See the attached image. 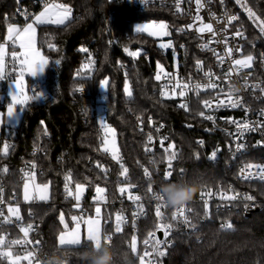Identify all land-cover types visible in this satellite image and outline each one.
<instances>
[{
    "label": "trees",
    "instance_id": "1",
    "mask_svg": "<svg viewBox=\"0 0 264 264\" xmlns=\"http://www.w3.org/2000/svg\"><path fill=\"white\" fill-rule=\"evenodd\" d=\"M39 1L0 0V42L8 24L24 26L42 10L41 5L35 4ZM48 1L66 5L73 12L65 25L41 26L37 30V45L50 59L44 80L47 83L45 95H49V99L25 106L19 128L10 129L14 132L12 141L15 147L3 159L9 168L5 177L8 200L21 204L20 213L27 221H30L28 215L32 214V219L40 224L37 234L32 237L34 243L38 242L39 251L47 258L53 255L60 247L61 215L63 221L71 225L75 214H92V196L96 188L101 187L105 189L106 197L104 237H112L109 242L117 254L116 264H140L143 242L161 222L155 213L157 204L162 206L163 222L172 220L173 208L154 199L160 185L198 180L202 185L198 193L220 185L225 188L233 186L235 190H245L257 198L260 210L245 216L234 207H221L217 212L212 209L210 218L203 220L205 209L195 204L197 232L177 235L174 245L163 256H158V264H264V184L243 182L238 176L241 165L264 162V150L254 147L245 156L234 160L223 152L222 155L217 154L216 162H213L211 153L218 147L225 151L226 140L222 134L213 131L200 115L208 95L165 99L156 90L155 76L162 67L168 70L172 59L170 55L163 54L155 38L136 32L135 26L152 19H174L163 9H138L115 0ZM227 1L231 10L241 14L239 32L245 43L243 53L253 57L252 71L258 78H264V34L259 33L262 31L258 22L245 10L251 8L260 20H264L263 2L242 0L245 7L242 9L236 0ZM19 11L25 14L20 16ZM182 38L190 62L205 61L214 66L212 55L200 53L193 38ZM141 44L145 48L141 49ZM128 48L139 54L135 58L126 56L124 49ZM105 80L108 81L107 88L102 90ZM128 84L131 96L125 91ZM182 103L187 105V110L180 107ZM94 108L106 111V124L116 132L119 162L102 149L103 125L91 117ZM134 116H142L145 121L154 118L157 123L165 125L169 130V140L164 148L171 144L180 149L172 163L169 180L164 179V174L171 150L165 153L162 149V163H149L145 154L147 137L137 130ZM40 149L43 154H33L34 150ZM197 154L200 159L195 158ZM30 163L35 166L36 183L49 185L47 201L39 200L33 204V201L21 199L25 173H21L19 167ZM121 164L128 169L127 180L120 176ZM143 165L153 173L151 179L142 170ZM64 171L71 175L74 186L78 183L85 186L83 209H76L66 198L62 180ZM129 185L134 186L130 192L122 194L119 191ZM129 195L141 197L137 207L130 203ZM139 205H143V211ZM134 211L138 212L136 230H133L134 225L124 222L121 232L117 233L116 215H131ZM222 221H230L233 228L222 229L219 226ZM9 227L0 225V238ZM133 236L139 243V256L131 250ZM91 247L92 244L87 242L77 247H63L62 250L68 256V264H85L79 254ZM13 251L22 254L19 247ZM0 264L11 263L8 257H0Z\"/></svg>",
    "mask_w": 264,
    "mask_h": 264
},
{
    "label": "built area",
    "instance_id": "2",
    "mask_svg": "<svg viewBox=\"0 0 264 264\" xmlns=\"http://www.w3.org/2000/svg\"><path fill=\"white\" fill-rule=\"evenodd\" d=\"M118 2H127L134 8L145 9L148 7H154L158 9L166 10L174 20H169L167 18L161 19H152L148 23L150 24H159L165 23L168 28L167 31L169 35H163V39L171 42V47L167 52H163L164 55H170L172 63L168 65V70L159 71L161 75V80L157 81V92L158 94L165 98L171 99L173 95V88L176 87L177 83L182 86L183 84H188L189 88L184 90L182 87H176L175 93H180L181 90L185 91L184 96H199L201 94L208 95L207 98L203 101V120L212 128L216 133L222 134L226 140L225 151L223 152L229 156L230 159L234 160L240 157L245 156L250 152L254 147H260L264 150V78H258L257 74L252 71L250 68H242L234 65V61L237 59L246 58L244 55L245 43L241 36L235 35L239 28L241 27V14L237 10H231L227 0H201L203 7H200L197 10V5L195 0H181L180 8L181 12L176 10V0H115ZM264 5V0H262ZM51 3L48 0H41L36 2V5H41L42 9ZM24 11H19V15L23 16ZM199 16L202 20H197L196 17ZM235 16L236 19L228 23V17ZM211 23L213 25L214 32L216 33L213 36L212 33L207 31L200 33L198 29L203 26V24ZM192 25L191 28L188 26ZM243 28V27H242ZM144 34L148 35L147 32ZM149 36V35H148ZM189 36L193 38L196 43V48L200 53L211 54L213 59L214 66L211 67L208 63L198 61L190 62L188 59V50L185 44L184 38L181 37ZM151 38H154L153 35H150ZM180 40V41H178ZM181 42V43H179ZM207 44V48L202 47ZM8 48L10 50L15 49V41H10L8 43ZM231 48L232 52L229 55L227 49ZM124 54L130 58H135L129 53L137 52L135 50L127 49ZM222 57L223 59H220ZM4 68L0 69L2 71L4 81H11L17 77V71L15 65L12 63L10 56L3 61ZM252 64V62H251ZM207 65L209 67H207ZM209 74V75H206ZM209 84H215L216 87H208ZM196 85L201 87L196 88ZM47 83L44 81L40 84H33L31 87V93L34 95H39L45 90ZM166 91L167 96H162L161 92ZM231 95L233 100H239L240 103L236 107H232L227 103L228 96ZM205 101H209L210 107L205 106ZM223 101L224 103H221ZM36 102L27 101L25 106H33ZM106 111H100L97 108L90 113L91 117L95 120H98L102 125L101 136H104V125L106 124ZM211 115L212 120H208L205 117ZM135 125L137 130L144 132L147 137V146L146 148H151L152 151H146L145 154L148 157L149 163L155 165L157 163H162L161 153L165 145L169 140V130L163 125L157 123L154 118H149L147 121L142 116H134ZM89 121L88 119L85 120ZM235 121L236 123H233ZM247 122L255 130H241L238 129L237 124ZM158 129V130H157ZM242 132V135H241ZM152 136V141H148V136ZM14 132L9 130V133H3L0 137V188H2V194H0V225L7 224L10 227L4 230L1 234V238L4 240V244L0 245V250L9 251L16 247H19L22 253L31 254L30 263L31 264H43V261L47 259V255L39 251L37 243H34L32 237L34 234H37L40 224L33 220V215L29 214L28 218L30 221H27L26 218L20 213V203L12 202L7 198L6 183L5 177L8 174V165L3 162L4 157L9 153L10 150H13L15 145L12 141ZM163 140L164 144L161 147L160 141ZM244 144L245 147L243 150L237 151L238 144ZM5 148L7 149L5 151ZM172 151V150H171ZM174 151L177 153L180 152L179 148L174 147ZM217 152V151H216ZM43 152L40 150H34L33 154H38ZM196 159H200V155H195ZM176 160V159H175ZM174 160V161H175ZM174 161L172 163H174ZM213 162H216L214 159ZM264 165V162L256 164ZM33 164L21 165L19 171L25 173L26 171L31 173L35 170L32 167ZM246 165H241L238 168V176L243 182H255L259 184H264V181L259 180L258 178H253L251 180H245L241 178V169ZM4 169H7L5 172ZM148 170L149 175L147 178L151 179L153 173L148 168L147 165L142 166V170ZM168 170V164L165 168V172ZM256 170L253 169V172ZM145 172V171H144ZM69 174L63 172V182L64 188L63 192L66 195V198L72 201V204L75 206L76 201L73 197H69L65 190V184L68 183L69 188L73 191L75 186L71 182L66 181V176ZM26 177H23L25 180ZM208 191H211L213 195L211 198L205 196L204 199L201 198V193H197L193 200L185 206L186 209L190 211L186 212L191 224L195 227L186 226L183 222L177 220H171L172 230L169 236L166 238L168 243H161L160 250L166 252L170 249L175 242V237L179 234H191L197 232L196 226V212L193 208L195 204L203 206L205 209V200H207L208 210L205 217L202 219L210 218V212L213 209L214 212H217L221 207H234L236 211L242 212L245 216H250L253 213L260 210L258 199L255 198L252 194L246 192L245 190H235L233 186L227 188L222 185L217 188H212ZM50 192V189L49 191ZM75 194V193H74ZM238 194V199L236 200H226L221 199V195H233ZM134 196V195H132ZM251 196L253 199L248 200L245 197ZM129 197V196H128ZM16 196H13L15 199ZM97 195L92 196V201L96 202L98 199ZM155 199V198H154ZM130 203L137 207L140 201H134L128 198ZM156 200V199H155ZM157 201V200H156ZM38 199L33 200V204H37ZM85 202V195L82 201H80L79 209H83V204ZM159 202V201H158ZM19 208L20 219L17 220L15 216H11L8 209ZM76 207V206H75ZM178 208H173L172 214ZM206 213V210H205ZM120 214V213H119ZM127 223L134 225L133 230H136V221L138 219V212L134 211L131 215L122 214ZM83 212L81 217H83ZM4 217H10L9 221L5 222ZM231 223L230 221H222L219 223V226L222 228L223 224ZM32 225V228L29 230L27 237L24 235V232L21 231L22 228H27L28 225ZM232 224V223H231ZM226 229V228H222ZM159 232L162 233L161 237ZM155 236H148L149 244L146 246L143 242L142 245V254L143 256L145 251L150 253V256L145 257V261L151 260L154 264H158V256L155 251H153L152 245L155 242V239L164 240L163 232L156 230ZM20 241L19 244H13L12 241Z\"/></svg>",
    "mask_w": 264,
    "mask_h": 264
},
{
    "label": "snow or ice",
    "instance_id": "3",
    "mask_svg": "<svg viewBox=\"0 0 264 264\" xmlns=\"http://www.w3.org/2000/svg\"><path fill=\"white\" fill-rule=\"evenodd\" d=\"M237 2H239V0H237ZM180 3L181 0H176V10L177 12H181L182 9L180 8ZM195 3L197 5V10H199L200 7H203V4L201 3V0H195ZM250 18H253L256 22H258V26L260 27L261 31L264 32V20H260V18L258 16H256V13L251 9V8H246L245 9ZM71 15V12L69 9H67L65 6L63 5H49L47 6L44 11H42L39 15H37L35 17V23L37 24H57V25H62L64 24L65 20ZM197 20H201V18L199 16L196 17ZM236 17L235 16H231L228 17V23L231 24V22L233 20H235ZM202 22V20H201ZM189 28L192 27V25L188 26ZM168 26L165 23H159V24H151V25H144V26H137L136 27V31L137 32H148L149 35H153V36H158V35H169L170 33L167 31ZM198 31L200 33H203L205 31L212 33L213 36H215V32L213 29V25L211 23H207V24H203L202 27H200L198 29ZM235 35L237 36H241L242 33L237 31L235 33ZM15 36V39L20 41V48L24 49L25 52L23 53L24 59L22 61V69L26 66L27 71L30 73V75L35 76L37 74V72H43L45 65L48 64V60L45 59L43 56L40 55V53L38 51L35 50L34 47V36H35V28L33 27V24L29 23L27 24V26L23 29V32L21 33L19 31V29L14 28L12 26H10L8 28V39H13V37ZM51 46V45H50ZM161 48H168L171 47V42H169L168 44H164L162 43L160 45ZM202 47L207 48V44L203 45ZM125 51H128L127 49H125ZM227 53L230 55L232 52L231 48H228ZM4 54H5V48L3 45H0V69H2L3 67V58H4ZM132 56H137L139 53L137 52H131L129 53ZM13 57L16 56V53L13 52ZM220 59H223L222 57H220ZM253 60V57L251 55L247 56L244 59H237L234 61V65L242 67V68H250L251 67V62ZM56 63H59V61H56ZM197 64L199 65L200 62L198 61ZM159 67V65H158ZM161 71H163V69H161ZM206 75H209L206 73ZM3 74L2 71H0V80H3ZM155 79L157 81L161 80V75L160 73H157V75L155 76ZM22 81H23V71L21 72V77L20 79L16 80L14 82V86H15V92L11 94V103L8 104L7 106V117H11L15 112L13 109V106L15 104H24L27 102V97H25L24 99H19V96L23 93L24 89L22 87ZM103 85L107 86L108 81L105 80L102 82ZM176 87H182L184 90H187L189 88L188 84H183L182 86L179 84V82L177 83ZM176 87L173 88V94H175V90ZM196 88L201 87L200 85H196ZM208 87H216L215 84H209ZM181 90L179 95L180 96H184L185 95V91ZM125 91L127 93V95L131 96L132 92L126 87ZM264 91V90H262ZM42 95V93H40L39 95H35L32 97L33 99H38L40 96ZM162 96H167L168 93L166 91H162L161 92ZM205 106L206 107H210V103L209 101H205ZM221 103H224L223 101H221ZM227 103L230 104L232 107H236L239 105L240 101L239 100H233L232 96L229 95L228 96V100ZM181 108H184L185 110H187V105L182 103L180 104ZM22 110V109H21ZM201 116L204 115L203 112L200 113ZM208 120H212L213 117L211 115L205 117ZM233 123H236L235 121H233ZM238 129L241 130H255L254 128H252L250 126L249 123L244 122V123H239L237 124ZM158 130V129H157ZM109 132L112 133V135L114 136V130L109 129ZM242 135V132H241ZM152 136L149 135L148 136V141L151 142L152 141ZM105 147L103 148V150L105 152H111L112 154V158L114 160H117L119 162L120 157L118 155V149L116 148L115 145V140H112L111 143V148H109L107 146L108 141L106 140L105 142ZM161 147H163L164 141L161 140L160 141ZM174 145H169L167 148H164L165 153H169L170 150H172L170 152V154L167 156V160H168V170L165 172L164 174V179L167 181L169 180V178L172 176V162L177 159V153L174 151ZM245 147L244 144H238L237 145V151L243 150ZM7 149L5 148V151ZM146 151H152L151 148H146ZM217 155V152H212L211 153V158H215ZM99 166V165H98ZM33 168L35 167L34 165L32 166ZM121 168L122 171L120 173V176L123 177L125 180H127V174H128V169L126 167L123 166V164H121ZM253 169H255L256 171L253 172ZM4 171L6 172L7 169H4ZM103 171V169H102ZM145 171V175L148 176L149 172L147 169L144 170ZM241 178L245 179V180H251L253 178H258L261 181H264V165H256V164H252L249 163L247 164L244 168H242L241 170ZM25 182L23 185V198L24 200L30 201L32 199H38L41 201H47L49 199L48 196V191H49V185L48 184H32L31 190H30V181H34L35 179V173L34 172H25ZM66 181H68L69 183L71 182V175L69 174L68 176H66ZM134 187L133 185H129L127 188L126 187H121L119 189V191L123 194L125 192H130V189ZM65 190L67 192V195L69 197H73L75 199L76 203V207L79 208L80 207V203L79 201L81 200V194L86 190L85 186L83 184H76L75 185V194L73 193V191L69 188L68 183L65 184ZM152 189L151 187H149V192H151ZM105 192L104 188L101 187H97L96 188V193L98 194L97 198L100 201H105L106 197L103 195ZM0 194H2V188H0ZM213 195V193L211 191H208L207 193L205 192H201V198L204 199L205 196L211 198V196ZM131 200L134 201H140L141 197L136 195V196H132L129 195L128 197ZM154 198L157 201H162V197L160 196H156L154 194ZM238 194H233V195H221V199H226V200H236L238 199ZM245 199L251 200L253 199L251 196H247L245 197ZM139 208L141 211H143V205H139ZM205 210H206V214L207 210H208V204H207V200H205ZM9 213L11 216H15L17 220L20 219V215H19V208H12L10 207L8 209ZM190 211V209H186L185 207H180L178 208L173 214L171 219L173 221H181L183 222L186 226H190V227H195V225L191 224L188 216L186 215V212ZM156 216L159 218V220L161 221L160 223H158L156 225L157 229L163 232V236L165 237L164 240L161 239H155V242L152 245L153 251H155L157 253V255L163 256L165 254L164 251L160 250V245L161 243L167 244V237L169 236L171 230H172V224L171 223H165L164 221V216H163V212H162V206L160 204H157L156 206V210H155ZM0 215H2V213H0ZM101 207L97 206L95 208V217H91L89 216L86 220H84V224L86 225V239L88 242H90L92 244V246H96L99 247L101 244ZM10 217H4V221L7 222L9 221ZM116 228L115 231L117 233L121 232V224L126 222L125 218L121 215V214H117L116 215ZM61 222H63L64 217L63 215H61L60 217ZM73 221H77L78 217L73 216L72 217ZM32 228V225H28L27 228H22L21 231L24 232V235L27 237L29 230ZM65 228L67 229V225H65ZM222 228H226V229H232L233 225L231 223H227V224H223ZM150 236H155V233H150ZM112 239L111 236L106 237L105 239V243L109 242ZM13 244H19L20 241H12ZM38 243V242H37ZM4 244V240L3 238H0V245ZM81 244V234H80V225L79 223H77L76 228L73 229L72 231L68 232H62L59 235V245L63 246H79ZM144 244L147 246L149 244V240H145ZM131 250L132 252H136V237L133 236L132 237V241H131ZM31 254H29L30 256ZM12 253L11 251H2L0 250V257H11ZM150 256V253L148 251H145L143 256L140 257V264H154L153 261L148 260L147 262L145 261V257ZM28 257H26L27 259ZM11 264H15L14 261L11 262Z\"/></svg>",
    "mask_w": 264,
    "mask_h": 264
},
{
    "label": "rangeland",
    "instance_id": "4",
    "mask_svg": "<svg viewBox=\"0 0 264 264\" xmlns=\"http://www.w3.org/2000/svg\"><path fill=\"white\" fill-rule=\"evenodd\" d=\"M237 3H238V5H240L242 7V9H245L244 3H243L242 0H239V2H237ZM49 5H63V4H61L59 2L49 3L48 5H46L40 12H38L27 23V24H29V23L33 24V27L35 28V36H34V47H35V50L38 51L41 56H43L45 59L48 60V64L45 65V68H44L43 72H39L38 71L35 76H32L27 71L26 66L22 69V61L24 59L23 53L25 52V50L20 48V46H19L20 45V41L15 39V36L13 37V39H8V28L10 26L19 29V31L22 33L23 29L27 26V24L24 25V26H21L20 24H17V23L8 24L7 27H6V31H5L4 37H3L2 41L0 42V45H3L4 48H5V54H4L3 61L6 60L8 56H10V59H11L12 63L15 65L16 71H17V74H18L17 77L15 79L11 80V81L5 82L4 80H0V135H2L3 133L4 134L5 133H9L10 129H14L15 130V129L19 128V126L21 124L22 114L24 112L25 105H26L27 102L24 103V104H15L13 106V109H14L15 113L11 117H7V106H8V104L11 103V94L15 92L14 82L16 80L20 79L22 71H23L22 87H23L24 91L19 96V99H24L25 97H27L28 98L27 101H33V102H36V103H40V101H42L43 96L45 95V90H43L42 91V95L38 99H33L32 97L34 95L31 92H29V87H30L31 84H33V83L34 84L35 83L36 84H40V83L44 82V80L46 78V75H47V69L50 66V59L44 55L42 50L37 45V30H38V27H41V26H63V25H65L67 23V21L70 18H72V14H73L72 10L68 6L63 5L67 9H69L70 12H71V15L65 20L64 24L57 25V24H37V23H35V17L37 15H39L42 11H44V9L47 6H49ZM144 25H151V24L148 23V22L139 23V24H136L135 29H136L137 26H144ZM258 28L261 31L259 26H258ZM141 33H144V32H141ZM259 33H263L264 34V32H259ZM147 34H148V32H147ZM154 38L157 41L159 49H161L163 52H167L169 50V47L168 48H161L160 47V45L162 43H164V44H168L169 43V41L163 39V35L154 36ZM258 39H260V38H258ZM10 41H15V49H13V50H10L8 48V43ZM139 47L141 49L145 48L144 45H142V44L139 45ZM13 52L16 53L15 57H13V55H12ZM247 56L248 55H246L245 57H247ZM251 66H252V64H251ZM3 68H4V63H3L2 69ZM161 69H163V71L165 70L164 67H162ZM126 87L131 91V87H130L129 84ZM106 88H107V86H105V85L102 86V90H106ZM203 95H205V94H203ZM171 98L172 99H179V98L182 99V98H184V96H180L179 93L176 92L175 94H173L171 96ZM103 129H104V136H103L102 149L105 147V143L104 142L106 140L108 141L107 146L109 148H111V143H112V140L114 139L116 148L118 149V155L120 156L119 144H118V140H117V137H116L115 130L111 126H109L107 124L104 125ZM109 129L114 130V136L112 135L111 132H109ZM106 153H108L112 157L111 152H106ZM115 161H117V160H115ZM33 183L37 184L35 179H34V181H30V190H31V187H32ZM23 185H24V183H23ZM74 193H75V190H74ZM95 194L98 196L96 191H95ZM48 195H49V192H48ZM84 195H85V191L81 194V200L80 201H82V199L84 198ZM103 195L105 196V192H104ZM21 199L23 201H25L24 198H23V187H22V191H21ZM33 200L34 199H32L30 201H33ZM27 202H29V201H27ZM105 204H106V199H105V201L97 200L96 202H94V205H93L94 209H93V213L92 214H89V215L83 216V217H81V214L80 215L79 214H75L74 216L78 217V220L77 221H73L72 218H71V223H72L71 225H68V223L66 221H63L62 222V224H63L62 232H66V231L70 232V231H72L73 229L76 228L77 223H79V225H80V234H81V244L79 246L87 243L88 241L86 239V235H87L86 234V225L84 224V220H86L89 216L95 217V208L97 206H100L101 207V217H100V219H101V236L104 238V240H103V242H104L105 239H106L104 237V225H103L104 206H105ZM76 209H79V208L76 207ZM114 222H115V228H116V219H114ZM65 225H67V229L65 228ZM58 245H59V237H58ZM63 247H77V246H63ZM139 248H140L139 247V243H138V241L136 239V252L134 253L136 256H139ZM9 251H11V253H12V256L10 258L8 257V260L10 261V263L12 261H14L15 264H31L30 263L31 255L29 256V253L16 254V253H13L14 252L13 249L9 250ZM26 257H28V258L26 259Z\"/></svg>",
    "mask_w": 264,
    "mask_h": 264
},
{
    "label": "clouds",
    "instance_id": "5",
    "mask_svg": "<svg viewBox=\"0 0 264 264\" xmlns=\"http://www.w3.org/2000/svg\"><path fill=\"white\" fill-rule=\"evenodd\" d=\"M202 187L198 180L165 182L159 187L156 196L162 197V201L171 208L187 206ZM99 247L92 246L80 253V258L85 264H116L117 254L113 251L110 243L103 242ZM58 247L51 257L43 261V264H68V256Z\"/></svg>",
    "mask_w": 264,
    "mask_h": 264
},
{
    "label": "water",
    "instance_id": "6",
    "mask_svg": "<svg viewBox=\"0 0 264 264\" xmlns=\"http://www.w3.org/2000/svg\"><path fill=\"white\" fill-rule=\"evenodd\" d=\"M48 99H49V95H44L43 98H42L43 101H47ZM222 153H223V149H222V147H218V149H217V154H218V155H222ZM161 235H162V233L159 232V236H160V237H161ZM107 243H110V244H111V242H107Z\"/></svg>",
    "mask_w": 264,
    "mask_h": 264
}]
</instances>
